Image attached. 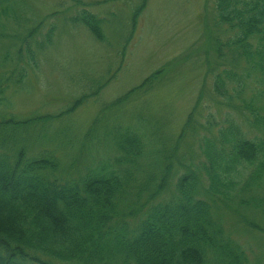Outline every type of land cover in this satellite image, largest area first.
Instances as JSON below:
<instances>
[{"label": "trees", "instance_id": "trees-1", "mask_svg": "<svg viewBox=\"0 0 264 264\" xmlns=\"http://www.w3.org/2000/svg\"><path fill=\"white\" fill-rule=\"evenodd\" d=\"M206 5L209 20L227 34L211 39L217 52L209 73L213 92L228 107L239 100L249 125L262 134L260 142L247 139L230 116L223 127L206 131L212 125L209 120L200 124L193 108L182 129L194 132L197 152L167 155L170 148L147 147L140 128H104V147L115 155L71 172L57 148L68 149L74 140L45 138L52 123L84 97L59 114L0 121V264H250L247 250L223 220L234 217L235 225L264 235V114L258 112L264 110V0H209ZM81 21L103 39L100 18L86 13ZM162 72L150 74L110 108L150 87ZM245 79L257 86L248 100L240 97ZM255 98L262 104L253 105ZM183 137L188 139L181 132L175 141ZM88 139L81 150L98 153ZM54 143L56 154L45 146Z\"/></svg>", "mask_w": 264, "mask_h": 264}, {"label": "rangeland", "instance_id": "rangeland-1", "mask_svg": "<svg viewBox=\"0 0 264 264\" xmlns=\"http://www.w3.org/2000/svg\"><path fill=\"white\" fill-rule=\"evenodd\" d=\"M208 2L146 0L139 11L142 0H0V121L59 114L84 97L78 107L52 123L54 128L47 130L45 138L74 140L68 149L57 148L71 172L103 155H115L113 148L104 147V128H140L138 132L149 139L147 147L170 148L167 155L171 150L179 157L193 149L197 152L194 132L182 129L192 108L200 124L209 120L212 127L206 131L215 132L230 116L247 139L260 142L262 134L249 125L239 100L228 107L213 93L209 73L217 52L211 39L223 40L227 34L209 20ZM136 9L140 14L133 18ZM85 12L102 20L98 30L102 40L81 21ZM159 69H165L159 80L110 108ZM242 84L241 99L254 97L256 84L246 79ZM254 100L253 105L262 104ZM155 128L158 132L151 131ZM90 130L98 133L89 137ZM181 132L188 139L175 141ZM199 134L204 135L202 130ZM87 138L100 149L98 153L89 147L81 150ZM45 146L55 152V143ZM224 217V225L247 250L250 264H264V235L244 224L235 225L234 217ZM257 222L262 223L261 218Z\"/></svg>", "mask_w": 264, "mask_h": 264}]
</instances>
